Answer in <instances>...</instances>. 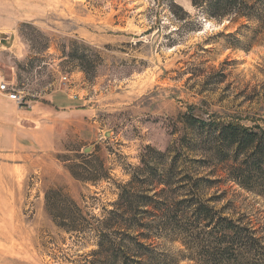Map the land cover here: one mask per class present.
<instances>
[{
  "label": "rangeland",
  "instance_id": "1",
  "mask_svg": "<svg viewBox=\"0 0 264 264\" xmlns=\"http://www.w3.org/2000/svg\"><path fill=\"white\" fill-rule=\"evenodd\" d=\"M243 24L206 19L191 0H0V78L27 102L0 94V264L95 263L101 223L149 147L171 151L167 165L179 156L183 174L226 178L204 158L209 129L187 121L264 130V34L248 50L226 36L250 38ZM81 156L109 179H74ZM223 191L241 212L261 208L232 184L207 198ZM48 195L76 204L67 203L82 211L83 233L54 220Z\"/></svg>",
  "mask_w": 264,
  "mask_h": 264
},
{
  "label": "trees",
  "instance_id": "2",
  "mask_svg": "<svg viewBox=\"0 0 264 264\" xmlns=\"http://www.w3.org/2000/svg\"><path fill=\"white\" fill-rule=\"evenodd\" d=\"M191 2L206 19L228 20L234 25L246 22L242 29L252 33L250 38L244 35L240 40L236 33L226 35L234 39L235 47L251 49L264 34V0ZM172 9L181 22L190 18L178 5H172ZM187 125L209 129L210 134L201 142L204 158L214 167L221 166L227 177L218 179L213 171L210 177L191 175L187 168V174H183L179 171V156L167 165L171 151L149 147L142 156V167L120 188L115 210L101 223L104 230L99 250L93 254L97 259L91 264H178L180 260L195 264H264V130L238 123H210L199 117H193ZM79 159L80 164L69 168L74 179L94 185L109 179L103 163L95 167L86 156ZM229 184L253 195L261 208L241 212L236 201L228 200L226 191L207 198L208 192L221 191ZM159 188L161 192L153 194ZM66 200L61 201L62 206L48 195L47 207L67 232L83 233L87 221L82 211L77 209L75 213L68 204H76ZM111 230L114 234H109ZM165 243H179L180 250L173 255Z\"/></svg>",
  "mask_w": 264,
  "mask_h": 264
},
{
  "label": "built area",
  "instance_id": "3",
  "mask_svg": "<svg viewBox=\"0 0 264 264\" xmlns=\"http://www.w3.org/2000/svg\"><path fill=\"white\" fill-rule=\"evenodd\" d=\"M0 94L5 96L10 102L18 107H25L27 102L23 93L14 84H9L0 78Z\"/></svg>",
  "mask_w": 264,
  "mask_h": 264
},
{
  "label": "crops",
  "instance_id": "4",
  "mask_svg": "<svg viewBox=\"0 0 264 264\" xmlns=\"http://www.w3.org/2000/svg\"><path fill=\"white\" fill-rule=\"evenodd\" d=\"M5 106H6L5 102L0 100V120H2L3 118H5L7 116ZM12 108H13V106H12Z\"/></svg>",
  "mask_w": 264,
  "mask_h": 264
},
{
  "label": "water",
  "instance_id": "5",
  "mask_svg": "<svg viewBox=\"0 0 264 264\" xmlns=\"http://www.w3.org/2000/svg\"><path fill=\"white\" fill-rule=\"evenodd\" d=\"M8 38L7 35L0 34V41L6 40Z\"/></svg>",
  "mask_w": 264,
  "mask_h": 264
}]
</instances>
